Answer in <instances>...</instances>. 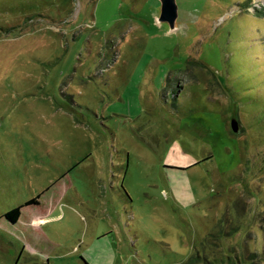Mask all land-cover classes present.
Wrapping results in <instances>:
<instances>
[{
    "label": "rangeland",
    "instance_id": "374dc122",
    "mask_svg": "<svg viewBox=\"0 0 264 264\" xmlns=\"http://www.w3.org/2000/svg\"><path fill=\"white\" fill-rule=\"evenodd\" d=\"M176 3L0 0V264H264V0Z\"/></svg>",
    "mask_w": 264,
    "mask_h": 264
},
{
    "label": "water",
    "instance_id": "95a60500",
    "mask_svg": "<svg viewBox=\"0 0 264 264\" xmlns=\"http://www.w3.org/2000/svg\"><path fill=\"white\" fill-rule=\"evenodd\" d=\"M162 2V9L160 20L168 21L171 27L175 26V21L178 15V6L176 0H161ZM232 128L233 130L238 129V124L236 120L232 121Z\"/></svg>",
    "mask_w": 264,
    "mask_h": 264
},
{
    "label": "trees",
    "instance_id": "16d2710c",
    "mask_svg": "<svg viewBox=\"0 0 264 264\" xmlns=\"http://www.w3.org/2000/svg\"><path fill=\"white\" fill-rule=\"evenodd\" d=\"M41 196V194H39L37 197H34L28 201H26L24 204L19 205L17 207H14L10 210H8L4 216L9 219L11 222L15 223L18 221L21 213H22V207L26 206V205H31V204H38L39 203V197Z\"/></svg>",
    "mask_w": 264,
    "mask_h": 264
}]
</instances>
